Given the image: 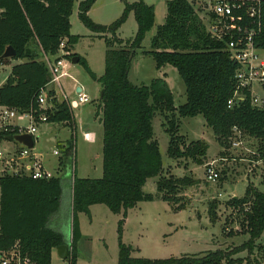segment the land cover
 Segmentation results:
<instances>
[{"label": "trees", "instance_id": "16d2710c", "mask_svg": "<svg viewBox=\"0 0 264 264\" xmlns=\"http://www.w3.org/2000/svg\"><path fill=\"white\" fill-rule=\"evenodd\" d=\"M97 0H85L79 5V17L92 33H108L105 39V71L97 77L103 97L97 104V117L103 131V176L100 179L74 178L71 182L74 237L69 264H77L76 228L79 214H89L94 205H104L113 214H123L142 202L157 200L175 205L180 211V193L191 186L186 178L164 175L165 167L160 145L155 138L153 120L157 113L167 121L170 136L168 157L172 160L192 159L202 164L209 146L205 141L188 142L180 134L182 119L202 116L222 148L232 144L233 130L262 141L264 159V110L254 107L250 95L237 106L229 108L236 89L237 65L226 51L224 42L216 41L193 5L187 0H167L166 20L158 26L151 40V51L145 53L155 61L157 70L168 65L176 68L186 87L187 101L176 107L174 95L167 83V74L150 85H133L128 80L131 62L141 47L144 35L156 27L155 8L143 0L126 4L123 16L111 26L93 22L88 13ZM76 0H0V67L22 61L12 67L11 74L0 88V106L19 112L46 115L48 123L67 124L74 128L69 101L59 100L55 92L47 93L48 105L39 110L38 99L51 81L44 57L56 58L65 41L66 58L72 53L77 38L71 35V17ZM133 12L138 24L134 40L125 42L117 30ZM38 48L36 52L32 45ZM11 46L16 57L1 59ZM264 47V45H262ZM134 52L130 61V55ZM80 62H82V58ZM74 130V129H73ZM12 133L0 132V145ZM36 145V143H35ZM73 143L68 147V164L73 155ZM60 172V171H59ZM158 178L156 194L146 193L148 181ZM63 193L61 177L34 180L27 177L0 178V251L18 245L34 264H52V252L64 244L62 234L50 227L52 216L59 210ZM217 201L209 210L212 223L218 219ZM228 206L239 213V226L251 240L230 250L218 249L203 256H182L169 259L132 257L133 248L122 242L123 223H119L118 264H258L250 256L236 258L244 251L252 254L256 241L264 235V193L249 185L243 198H231ZM179 208V209H178ZM264 251V249H263Z\"/></svg>", "mask_w": 264, "mask_h": 264}, {"label": "rangeland", "instance_id": "374dc122", "mask_svg": "<svg viewBox=\"0 0 264 264\" xmlns=\"http://www.w3.org/2000/svg\"><path fill=\"white\" fill-rule=\"evenodd\" d=\"M85 0H76L71 17L73 28L71 35L77 40L72 53L82 58L75 65L72 59L62 57L66 63L65 75L61 83L72 107L74 130L67 124H43L39 127L34 152L43 157L47 170L56 177H61L64 193L74 178L100 179L103 176V131L100 119L96 115V104L100 99L101 84L91 79L88 70L97 77L105 71V54L107 44L103 37L111 38L108 33H92L80 20L79 5ZM140 0H97L88 16L96 24L111 26L124 14L126 4ZM155 8L156 27L144 35L141 47L136 50L130 65L128 80L133 85H150L166 73L167 83L174 95L175 106L186 103V87L176 68L171 65L159 71L155 61L145 53L151 51V40L158 26L165 23L167 0H143ZM138 24L133 12L117 30V35L125 42L135 39ZM32 48L37 52L35 44ZM65 54V53H63ZM2 75H0V79ZM76 87L82 88L89 102L74 107L77 100ZM51 88L58 89L55 85ZM63 99V96L59 94ZM155 138L159 142L165 167L164 175L186 178L191 186L181 193L180 211L175 205L160 200L142 202L134 209L115 215L104 205H94L89 214H79L83 225L84 241L78 246V264H118L119 256V223H123L122 242L133 248L132 257L142 259H169L182 256H203L218 249L230 250L249 240L251 236L239 226V213L233 211L228 202L231 198H243L247 187L252 185L264 193V159H261V140L241 134L237 139L239 147L232 144L222 148L216 141L213 131L207 127L202 116L182 119L180 134L188 142L205 141L209 146L207 157L196 163L192 159L172 160L167 151L170 136L166 133L167 121L157 113L153 120ZM67 140L64 149L63 141ZM68 141L73 143L74 151L70 163L63 171L62 163L68 164ZM65 143V142H64ZM1 148L12 151L16 144L8 141L1 143ZM55 151L58 155H55ZM214 168L219 174L216 182H209L206 177L208 168ZM60 171V172H59ZM158 178L148 181L144 191L156 194ZM218 202L216 212L218 219L210 220L209 210L213 202ZM178 208V209H179ZM70 210L69 198H63L61 215ZM256 249L252 254L244 251L236 258H247L258 264H264V235L256 241ZM53 264H68L55 258Z\"/></svg>", "mask_w": 264, "mask_h": 264}, {"label": "built area", "instance_id": "2783aa9c", "mask_svg": "<svg viewBox=\"0 0 264 264\" xmlns=\"http://www.w3.org/2000/svg\"><path fill=\"white\" fill-rule=\"evenodd\" d=\"M201 17L207 33L216 41L226 44V51L237 65L235 74L236 89L228 106L232 108L246 100L250 95L254 107L264 110V0H187ZM65 53V54H63ZM65 52V41L60 44L56 58L44 57L51 74V81L38 99L39 110L48 105L49 87L55 85L62 94L63 100L69 101L64 93L61 78L66 74V63L62 60ZM89 102L87 95L78 93L74 107ZM71 105V104H70ZM48 124V118L42 113L19 112L14 108L0 106V132L12 135L30 134L37 141L38 129ZM233 145L239 147L237 139L241 133L233 130ZM35 149V148H34ZM34 149L20 147L12 151L0 146V178L27 177L34 180L50 179L51 174ZM55 155L58 152L55 151ZM206 177L209 182H216L219 174L214 168H208ZM72 248L70 246V252ZM0 264H34L21 252L16 244L7 251H0Z\"/></svg>", "mask_w": 264, "mask_h": 264}, {"label": "crops", "instance_id": "0c3cea01", "mask_svg": "<svg viewBox=\"0 0 264 264\" xmlns=\"http://www.w3.org/2000/svg\"><path fill=\"white\" fill-rule=\"evenodd\" d=\"M71 23H72V20H71ZM72 28H73V24H72ZM18 63H22V61H12L11 65L1 66L0 67V75H2V78L0 79V88L5 84V82L7 81L8 77L10 76L12 67L14 65L18 64ZM78 89H79V87H76V92L77 93H78ZM80 89H81L80 92H82V88H80ZM49 91L55 92L56 97L59 100H63L59 96V94L61 96H62V94L59 91H58L59 93H57L56 89L51 88V86H50L49 87ZM64 93H65V91H64ZM68 100H69V98H68ZM97 104H96V106H97ZM95 116L97 117V110H96V115ZM66 142H67V140L63 141V144H64V147L63 148L64 149L67 147V143ZM69 144H70V142L68 141V147H69ZM64 197L66 198V200H68V198H69V201H70V210H69V212L66 213V215H61V211L60 210H61V207H62V201H63V198ZM79 220H80L79 218L76 219V228H77V231H78V233L80 235L79 241L77 243V249H76L77 250V264H78V261H79L78 260V246H79V244H80L81 241L82 242L84 241L83 236L85 235L84 234V231H83V225H82L81 221L79 222ZM74 223H75V220L73 218V211H72V190L69 188V192H68V189H66V193H64V189H63V193H62V197H61L60 208L52 216V219H51V222H50V227L52 229H54L55 231L59 232L60 234H62L63 239H64V244L65 243L72 244L73 237H74V226H75ZM55 258H57L58 260H61L59 258V256H58V254H57L56 249H54L53 252H52V264H53V261L55 260ZM61 261H63V260H61ZM63 262L68 263V260L67 261H63Z\"/></svg>", "mask_w": 264, "mask_h": 264}, {"label": "water", "instance_id": "95a60500", "mask_svg": "<svg viewBox=\"0 0 264 264\" xmlns=\"http://www.w3.org/2000/svg\"><path fill=\"white\" fill-rule=\"evenodd\" d=\"M134 52H135L134 50L131 52L130 61L133 58ZM15 57H16L15 50L11 46H8L5 49L1 59H13ZM71 61L73 64L77 65L80 62V58L74 57V58H72ZM80 91H81V89L79 88L78 93H80ZM102 97H103V92L100 95V98H102ZM6 141L11 142V143H15L16 145H18L20 147H26L29 149H34L35 143H36V139L30 134L8 136L6 138ZM234 198H238V197H234ZM70 246H71L70 243H68V244L65 243V244H62L61 246L56 248L57 254L61 260H63V261L68 260V257L70 254Z\"/></svg>", "mask_w": 264, "mask_h": 264}]
</instances>
